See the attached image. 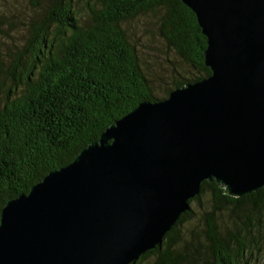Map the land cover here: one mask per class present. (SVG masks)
I'll use <instances>...</instances> for the list:
<instances>
[{"label": "water", "instance_id": "1", "mask_svg": "<svg viewBox=\"0 0 264 264\" xmlns=\"http://www.w3.org/2000/svg\"><path fill=\"white\" fill-rule=\"evenodd\" d=\"M210 74L144 100L0 212V264H129L202 181L264 187V0H180Z\"/></svg>", "mask_w": 264, "mask_h": 264}, {"label": "trees", "instance_id": "2", "mask_svg": "<svg viewBox=\"0 0 264 264\" xmlns=\"http://www.w3.org/2000/svg\"><path fill=\"white\" fill-rule=\"evenodd\" d=\"M88 1L82 13L73 0H45L30 38L10 64L0 48V212L7 200L70 163L139 102L162 99L152 92L122 26L125 21L165 9L164 39L198 71L193 80L184 78L171 89L210 74L203 61L205 37L195 14L180 0ZM206 189L212 208L205 217V242L195 236L182 251L177 248L182 243L178 228L190 217L189 209L159 244L129 264H141L150 256L153 264H255L258 253L252 254L248 243L264 215V187L234 198L215 182L202 181L200 193L189 203ZM222 210L239 221L228 237L215 222Z\"/></svg>", "mask_w": 264, "mask_h": 264}, {"label": "rangeland", "instance_id": "3", "mask_svg": "<svg viewBox=\"0 0 264 264\" xmlns=\"http://www.w3.org/2000/svg\"><path fill=\"white\" fill-rule=\"evenodd\" d=\"M45 0H0L1 17V52L4 62L20 53L23 45L30 38L31 24L41 14V5ZM88 0H73V5L80 12H86ZM165 9L158 7L135 18L125 21L122 26L128 39L134 45L141 68L149 81L152 92L157 98L166 97L174 83L184 78L193 80L198 76L197 69L186 63L168 44L162 35V19ZM192 211L190 217L178 228L180 241L177 245L182 251L185 242L194 240L205 242V217L212 208L211 192L206 189L198 201L189 203ZM261 222L253 229L254 236L249 241L252 254L258 253L255 264H264V215ZM215 222L224 237L236 231L238 219L229 210H222L215 215ZM154 256L141 264H153Z\"/></svg>", "mask_w": 264, "mask_h": 264}]
</instances>
